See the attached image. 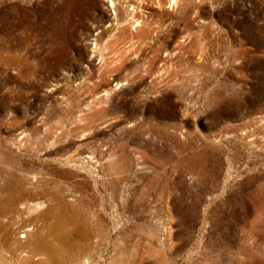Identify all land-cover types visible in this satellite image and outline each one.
Here are the masks:
<instances>
[{"label":"rangeland","instance_id":"374dc122","mask_svg":"<svg viewBox=\"0 0 264 264\" xmlns=\"http://www.w3.org/2000/svg\"><path fill=\"white\" fill-rule=\"evenodd\" d=\"M17 181L1 248L264 264V0H0V205Z\"/></svg>","mask_w":264,"mask_h":264},{"label":"bare ground","instance_id":"6f19581e","mask_svg":"<svg viewBox=\"0 0 264 264\" xmlns=\"http://www.w3.org/2000/svg\"><path fill=\"white\" fill-rule=\"evenodd\" d=\"M29 192V190H25V187L21 184L20 181L14 183V186H12L11 189L6 190V199L1 202L0 213H3L4 211H6L7 213L12 212L15 209V204L20 200L21 195L28 196L30 194ZM61 225L55 226V233L57 237H59L60 240H63V242H61L62 245L60 246H53L48 242L41 241L42 244L39 242V248H35L34 246L30 245L15 243L14 248H11L10 246V249H6V247L1 248V246H4V238H2V236L0 235V264H33L32 261L35 258H39V263H50L57 259H62L64 256H67L68 249H70V252L74 253L73 258L75 259L81 252V245L77 241L72 242L65 239L64 229L66 228V224L63 223L64 228H62ZM1 228H4V226L0 222V229ZM25 232L26 230L24 231V233ZM25 234H23L22 237H25ZM5 241H7V239ZM7 252L9 256H7Z\"/></svg>","mask_w":264,"mask_h":264}]
</instances>
